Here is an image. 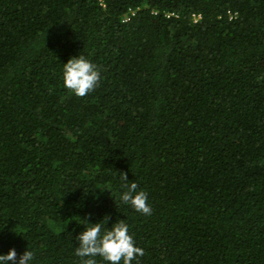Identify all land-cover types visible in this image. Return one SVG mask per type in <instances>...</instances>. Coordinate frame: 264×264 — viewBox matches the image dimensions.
I'll return each instance as SVG.
<instances>
[{
  "label": "trees",
  "instance_id": "trees-1",
  "mask_svg": "<svg viewBox=\"0 0 264 264\" xmlns=\"http://www.w3.org/2000/svg\"><path fill=\"white\" fill-rule=\"evenodd\" d=\"M79 55L84 97L62 80ZM105 214L133 264H264V0H0V254L80 264Z\"/></svg>",
  "mask_w": 264,
  "mask_h": 264
},
{
  "label": "clouds",
  "instance_id": "clouds-1",
  "mask_svg": "<svg viewBox=\"0 0 264 264\" xmlns=\"http://www.w3.org/2000/svg\"><path fill=\"white\" fill-rule=\"evenodd\" d=\"M194 14L201 15L202 18V14ZM62 80L64 87L73 95L84 97L98 86L100 71L96 64L85 56L79 55L63 64ZM120 174L124 182L120 193L121 203L144 216L152 215L148 194L139 189L135 181L128 180L126 174ZM110 220L111 217L108 214L103 215L95 223L90 222L89 218H82V223L78 225H82L83 230L75 236L78 246L74 253L80 258V264H97V257L101 258L104 264H121V262L122 264H133L138 257L144 255L143 249L136 245L130 234L129 225L125 219H116L109 228L107 225ZM34 261V251L29 248L19 257L14 248L9 249L6 254H0V264H10V262L11 264H34Z\"/></svg>",
  "mask_w": 264,
  "mask_h": 264
},
{
  "label": "built area",
  "instance_id": "built-area-1",
  "mask_svg": "<svg viewBox=\"0 0 264 264\" xmlns=\"http://www.w3.org/2000/svg\"><path fill=\"white\" fill-rule=\"evenodd\" d=\"M132 14L134 15L135 13H133V11L130 9V12L125 16L124 21L129 20ZM193 18L195 19V21H199V19L201 18V15L194 14Z\"/></svg>",
  "mask_w": 264,
  "mask_h": 264
}]
</instances>
